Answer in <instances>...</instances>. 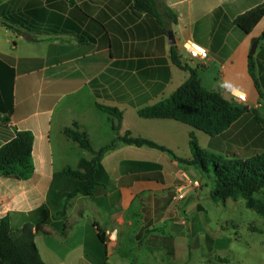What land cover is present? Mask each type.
Masks as SVG:
<instances>
[{"label": "crops", "instance_id": "0c3cea01", "mask_svg": "<svg viewBox=\"0 0 264 264\" xmlns=\"http://www.w3.org/2000/svg\"><path fill=\"white\" fill-rule=\"evenodd\" d=\"M263 3L157 0V17L137 10L133 0H0V60L12 70L11 97L0 98V146L17 130L31 131L35 165L27 180L0 176V218L8 216L17 231L38 223L36 211L45 206L49 220L35 241L46 264H224L217 257L227 248H208L201 230L210 227L204 175L179 158H192V132L215 152L240 154V139H264L263 131L253 132L259 124L252 115L264 119V15L248 33L235 24ZM191 44L207 49L208 57L192 60ZM173 47L205 88L248 107L241 123L212 138L174 119L140 116L190 77L174 63ZM99 104L122 111V120ZM66 128L85 132L94 150L127 134L168 150L118 142L96 168L94 193L77 194L58 215L81 184L64 169L94 157ZM191 181L196 184L180 198L179 185Z\"/></svg>", "mask_w": 264, "mask_h": 264}, {"label": "trees", "instance_id": "16d2710c", "mask_svg": "<svg viewBox=\"0 0 264 264\" xmlns=\"http://www.w3.org/2000/svg\"><path fill=\"white\" fill-rule=\"evenodd\" d=\"M134 7L141 11L153 14L157 17V0H133ZM176 17V14H172ZM264 15V3L254 7L235 19V24L245 32H250ZM264 37V34L262 35ZM172 59L182 69L190 71V77L168 98L144 107L139 114L144 118H168L188 124L215 138L224 134L236 123L247 116V111L238 103L225 99L217 90H208L202 84L196 69L182 63L175 47L172 48ZM249 69L258 89H260L253 55H250ZM12 70L0 60V98L8 102L11 97ZM261 93V90H260ZM263 95V93H261ZM102 110L109 112L122 120L123 113L115 107L98 105ZM250 114V113H249ZM254 120L259 124L256 129L263 131L264 119L252 112ZM66 134L77 141L82 147L92 151V159H81L78 168L68 166L63 174L81 181V184L68 193L64 208L58 215H64L70 204V200L77 194L92 195L99 184L95 177L98 164L106 151L114 148L118 142H126L138 146L168 150L153 140L132 137L129 134L114 139L109 145L94 150L91 140L85 132L66 128ZM214 140L215 143V139ZM247 146H258L263 142L262 150L248 155L245 151L240 154L234 151H211L200 146L194 132L190 134V147L192 158H179L183 163L195 165L206 177L213 178L211 197L218 202H225L229 198L246 199L248 207L256 209L264 215V204L257 203L254 194L264 189V139H248ZM34 134L29 130H17L15 136L0 146V176L15 177L22 180L32 178L35 173V165L32 157ZM214 145V144H213ZM41 214V220L33 224L26 223L21 229L13 231L10 218H0V262L2 264H46L43 260L35 241L36 230L49 220V211L45 206L37 209Z\"/></svg>", "mask_w": 264, "mask_h": 264}, {"label": "rangeland", "instance_id": "374dc122", "mask_svg": "<svg viewBox=\"0 0 264 264\" xmlns=\"http://www.w3.org/2000/svg\"><path fill=\"white\" fill-rule=\"evenodd\" d=\"M202 135L207 137L204 132ZM204 140L203 138L198 139L200 146H205ZM247 140L240 139V148H243L246 154L252 155L257 152L256 146L243 145L247 144L245 143ZM213 183V178L204 176L202 187L205 186L204 193L207 194L204 197V202H206V209L209 212L208 225L210 227L201 230L208 237L207 247L223 246V248H227L223 255L217 257L226 264H263L264 215L256 209L248 207L246 199L243 197L235 200L229 198L227 203L226 201L216 202L211 195V198L209 197L208 193L209 188L213 187ZM254 198L257 203L264 204V189L256 192ZM218 234L222 235L220 240ZM211 236L217 240L211 239V242Z\"/></svg>", "mask_w": 264, "mask_h": 264}, {"label": "built area", "instance_id": "2783aa9c", "mask_svg": "<svg viewBox=\"0 0 264 264\" xmlns=\"http://www.w3.org/2000/svg\"><path fill=\"white\" fill-rule=\"evenodd\" d=\"M189 54L192 60L198 59V60H205L208 57V51L207 49L201 47L200 45L197 44H191L188 47ZM238 98L240 100H245V95L242 93L238 94ZM196 183L191 181V183H182L179 185L178 191H179V197L183 198L186 194V190L192 186H194Z\"/></svg>", "mask_w": 264, "mask_h": 264}, {"label": "water", "instance_id": "95a60500", "mask_svg": "<svg viewBox=\"0 0 264 264\" xmlns=\"http://www.w3.org/2000/svg\"><path fill=\"white\" fill-rule=\"evenodd\" d=\"M168 34H169L170 43H172V44L175 43L173 31L169 30ZM23 36L26 37V38H29V39L31 38V36L28 33H23ZM257 46H258V40L254 41L252 49H251V52H250L251 54L255 53ZM244 109L248 110V107L244 106Z\"/></svg>", "mask_w": 264, "mask_h": 264}]
</instances>
